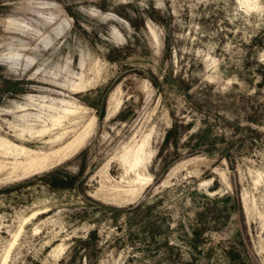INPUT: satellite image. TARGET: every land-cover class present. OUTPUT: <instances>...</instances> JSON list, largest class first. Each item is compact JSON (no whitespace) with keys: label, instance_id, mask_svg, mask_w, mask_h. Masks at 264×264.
I'll return each instance as SVG.
<instances>
[{"label":"rangeland","instance_id":"1","mask_svg":"<svg viewBox=\"0 0 264 264\" xmlns=\"http://www.w3.org/2000/svg\"><path fill=\"white\" fill-rule=\"evenodd\" d=\"M0 140V264H264V0H0Z\"/></svg>","mask_w":264,"mask_h":264},{"label":"bare ground","instance_id":"2","mask_svg":"<svg viewBox=\"0 0 264 264\" xmlns=\"http://www.w3.org/2000/svg\"><path fill=\"white\" fill-rule=\"evenodd\" d=\"M249 0H246V2H248ZM93 129V121H89L87 123V125L85 126V128L83 129L82 135L79 138L81 140L82 136H86L88 135V133ZM0 147L1 149H3L5 154H14V152H23L25 153V148L20 147L15 145L14 143H10L6 140H0ZM47 156L46 155H40V156H36L33 161L32 164L30 165L31 168L34 169H38V168H42L43 166H45V164L47 163ZM134 162H133V166L134 165H138L140 163V157H136L134 158Z\"/></svg>","mask_w":264,"mask_h":264}]
</instances>
